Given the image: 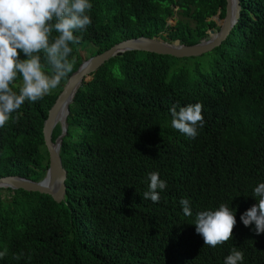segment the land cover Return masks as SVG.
I'll return each mask as SVG.
<instances>
[{"label": "trees", "instance_id": "16d2710c", "mask_svg": "<svg viewBox=\"0 0 264 264\" xmlns=\"http://www.w3.org/2000/svg\"><path fill=\"white\" fill-rule=\"evenodd\" d=\"M90 3L92 23L71 45L74 70L126 37L194 43L218 27L225 0ZM238 3L228 34L208 50L206 69L198 61L188 66V56L130 49L81 82L59 148L62 200L0 188V264H224L233 248L243 252L241 264H264V233L240 220L264 182V0ZM87 44L92 50L84 54ZM61 85L26 101L0 128V176L44 175L42 126ZM195 103L205 124L190 138L172 127L170 109ZM58 134L56 124L52 139ZM152 172L167 185L157 203L143 198ZM181 199L192 216L183 214ZM221 203L236 210L234 236L209 247L195 231V215Z\"/></svg>", "mask_w": 264, "mask_h": 264}, {"label": "clouds", "instance_id": "9594fccd", "mask_svg": "<svg viewBox=\"0 0 264 264\" xmlns=\"http://www.w3.org/2000/svg\"><path fill=\"white\" fill-rule=\"evenodd\" d=\"M91 9L90 0H0V128L13 119L12 114L26 101L43 99L73 73L75 60L70 59L71 45L80 41L74 33L91 25ZM173 22L174 18L168 23ZM21 53L26 58L22 59ZM18 80L20 84L15 90L13 85ZM202 109L201 103L179 110L173 105L172 127L195 138L205 124ZM149 181V190L143 198L157 203L158 190H164L166 182L156 172L149 173ZM252 195L257 203L246 209L240 220L246 227L254 224L259 235L264 233V182L253 189ZM180 204L185 216L193 215L189 200L181 199ZM235 211L221 203L215 210L196 213L193 224L204 245L217 247L233 238ZM5 255L6 252H0V258ZM243 260V252L233 248L224 264H241Z\"/></svg>", "mask_w": 264, "mask_h": 264}, {"label": "water", "instance_id": "95a60500", "mask_svg": "<svg viewBox=\"0 0 264 264\" xmlns=\"http://www.w3.org/2000/svg\"><path fill=\"white\" fill-rule=\"evenodd\" d=\"M173 7L176 8L175 6ZM238 15V0H225L224 14L218 27H209L206 35L200 37L194 43H183L178 38L169 40L159 35H137L120 39L106 49L82 59L75 70H73V73L69 74L61 85L43 121V140L49 159L44 175L39 180H32L19 175L0 176V188L45 192L50 194L56 201H61L65 193L64 179L66 171L60 162L59 148L62 137L66 134L68 106L72 102L73 96L81 82L89 81L97 68L102 66L110 56L120 55L125 50L137 49L175 56L198 55L208 51L226 37ZM169 19L173 20L172 17H169ZM59 111L61 114L60 118H58ZM56 124L59 127V134L53 140L52 131Z\"/></svg>", "mask_w": 264, "mask_h": 264}, {"label": "rangeland", "instance_id": "374dc122", "mask_svg": "<svg viewBox=\"0 0 264 264\" xmlns=\"http://www.w3.org/2000/svg\"><path fill=\"white\" fill-rule=\"evenodd\" d=\"M175 17H176V15L173 14V18H175ZM216 20H217L216 21L217 22L216 25H218L219 20L217 18H216ZM172 21L168 18V22H172ZM162 33H164V32H162ZM86 46L87 47H85L84 49H82V50H84V54H87V53H89L92 50V47H91L90 44H87ZM209 58H210L209 51H205V52H202L201 54H198V55L188 56V58H185L184 61H186V63L188 64V66H190V64H193L194 62H197L198 61L200 63V68L202 70H204V69L207 68V64H208V59ZM180 63H182V62H180ZM19 84H20V81L18 80L16 82L15 86L16 87H19Z\"/></svg>", "mask_w": 264, "mask_h": 264}, {"label": "bare ground", "instance_id": "6f19581e", "mask_svg": "<svg viewBox=\"0 0 264 264\" xmlns=\"http://www.w3.org/2000/svg\"><path fill=\"white\" fill-rule=\"evenodd\" d=\"M61 117V114H60V111L58 112V118H60Z\"/></svg>", "mask_w": 264, "mask_h": 264}]
</instances>
